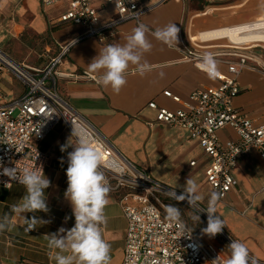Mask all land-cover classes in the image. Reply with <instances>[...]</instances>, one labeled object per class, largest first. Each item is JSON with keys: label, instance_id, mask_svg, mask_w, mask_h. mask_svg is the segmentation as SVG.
Listing matches in <instances>:
<instances>
[{"label": "crops", "instance_id": "crops-1", "mask_svg": "<svg viewBox=\"0 0 264 264\" xmlns=\"http://www.w3.org/2000/svg\"><path fill=\"white\" fill-rule=\"evenodd\" d=\"M141 3L150 6L141 15V23L149 29L147 38L152 49L144 53L143 59L152 70L140 76L135 66L130 67L126 74L127 83L118 94L110 87L98 84L97 74L88 70V64L102 48L126 43V37L138 26L135 21L128 20L118 25L106 42L88 37L72 44L57 67L60 73L56 80L57 91L110 142L116 152L155 180L181 192L188 178L195 180L199 194L204 198L200 206L206 209L213 192L204 176L208 157L202 153L198 141L190 137L189 130L156 121V112L147 103L154 100L159 107L176 110L180 103L165 96L163 90L186 99L194 88L215 84V79H210L195 64L184 60L177 47L188 44L192 34L257 18L264 12V0H141ZM65 8L66 1L43 6L41 0H0V45L5 40L13 42L14 59L28 61L31 66H42L48 56L56 54L61 46L82 31L78 25L57 20ZM99 16L106 20L109 13L100 9ZM170 22L179 28L178 43L173 47L156 40L151 34ZM23 31L28 40L32 35H46L49 41L43 51L20 41L17 36ZM223 39L210 41L223 43ZM218 68L225 71L221 63ZM13 79L10 74L3 75L2 87L7 97L20 93L6 87V83ZM238 83L240 92L233 100L234 106L255 124H264V77L245 69L238 75ZM217 137L225 140L237 136L233 129L224 127L217 131ZM73 141L65 122L59 121L36 143L48 154L44 170L50 180V186L45 190L47 212H13L12 205L21 202L26 189L22 184L0 185V218L8 215L12 225L0 231L1 264H56L50 257L53 250L48 247L47 235L57 233L60 228L71 229L75 223L72 205L64 195L68 186V162L63 156L68 147L61 151L62 146ZM191 160L196 163L190 165ZM232 174L237 183L217 203L216 215L224 222L222 231L227 238L243 243L250 260L264 262V162L257 152L252 151L239 157ZM116 197L115 193H109V203L104 209L106 223L100 226L104 240L110 244L109 264L120 263L127 226ZM33 215L45 223H37L33 230H28L25 217L31 219ZM204 235L226 260L230 258L229 247L216 236Z\"/></svg>", "mask_w": 264, "mask_h": 264}, {"label": "built area", "instance_id": "built-area-1", "mask_svg": "<svg viewBox=\"0 0 264 264\" xmlns=\"http://www.w3.org/2000/svg\"><path fill=\"white\" fill-rule=\"evenodd\" d=\"M60 1H66V8L57 20L78 25L82 31L56 54L48 56L42 66L16 61L0 48V185L20 184L4 175L5 169L16 168L19 173L27 165L41 167L44 172L48 154L36 143L57 122L64 121L71 133L74 127L101 153L100 170L108 181L110 192L116 194L127 221L119 264H226V258L207 242L202 232L207 226V213L202 211L205 220L197 229L182 220L188 230L182 232L178 224L166 218L162 202L164 198L172 199L168 195L170 191L175 190L178 195L182 192L155 180L116 152L57 91L56 80L60 75L57 67L72 44L88 37L106 42L121 23L133 20L141 24V15L150 6L142 5L141 0H41V3L50 6ZM100 9L109 13L106 20L100 19ZM188 39V44L177 47L184 60L197 66L204 53L212 52L218 63L225 66V71L219 70L215 84L194 88L186 99L163 90L165 96L180 103L176 110L159 107L154 100L147 105L155 110L156 121L186 128L190 137L198 141L202 153L208 157L205 180L213 192L220 194V202L237 183L232 169L240 156L255 151L264 162V124H255L233 104L240 92L238 75L243 70H254L264 77V42L220 43ZM5 73L21 82L18 95L7 97L5 94L2 87ZM88 77L95 79L91 75ZM224 127L233 129L237 137L219 140L217 131ZM73 138L71 144H77V137L73 135ZM71 151L73 147L69 146L64 161L68 162ZM195 163L191 160L189 164ZM179 203L189 206L187 200Z\"/></svg>", "mask_w": 264, "mask_h": 264}, {"label": "clouds", "instance_id": "clouds-1", "mask_svg": "<svg viewBox=\"0 0 264 264\" xmlns=\"http://www.w3.org/2000/svg\"><path fill=\"white\" fill-rule=\"evenodd\" d=\"M148 32L147 26L141 23L126 37V43L109 44L98 52L88 64L89 72L97 74L98 84L105 88L110 87L118 94L127 83L126 74L130 67L135 66L140 76L152 70L151 65L143 59L144 53L152 49V44L147 38ZM178 33L179 28L174 22H170L162 28H156L151 34L156 40L173 47L177 46ZM197 67L210 79H215L219 75L218 61L212 52L204 53L199 58ZM163 75L164 73L161 72V78ZM73 135L77 137V144L64 145L61 151H65L69 146L73 147V151L68 153L66 169L68 186L64 195L72 205L75 223L71 229L60 228L57 233L47 235L48 247L53 250L50 252V257L56 264H109L110 244L104 240L100 226L106 223L104 209L109 203L110 187L100 170L101 153L74 127ZM4 175L18 181L26 189L21 202L12 205L13 212L35 214L48 211L45 190L50 186V180L41 167L26 165L19 170V173L16 168L5 169ZM168 195L178 202L187 200L195 212L190 217L193 222H200L198 213L202 211L207 213V226L202 229L203 233L209 237L221 233L225 225L216 215L219 193L212 192L208 198L207 208L201 209L200 203L204 198L199 194L196 181L188 178L181 194L178 195L173 190ZM165 213L166 218L178 224L182 232L188 231L186 224L181 220L179 207L167 205ZM25 220L28 222V230H33L37 223H45L35 215L31 219L25 217ZM11 226L8 215L0 218V231ZM190 234L186 235L190 236ZM228 247L231 256L226 264H256L255 260H250L249 251L243 243L232 240Z\"/></svg>", "mask_w": 264, "mask_h": 264}, {"label": "rangeland", "instance_id": "rangeland-1", "mask_svg": "<svg viewBox=\"0 0 264 264\" xmlns=\"http://www.w3.org/2000/svg\"><path fill=\"white\" fill-rule=\"evenodd\" d=\"M260 16H264V12ZM260 16H258V17H260ZM257 18H255L253 20H250L248 22H244V23H251V22L255 21ZM237 25H239V24H237ZM24 26L26 27L27 25L25 24ZM226 27H228V26H226ZM17 37L24 44H28L29 47H36L38 49H42L41 51H43L44 45L46 43H48V41H49V38L46 35H44V34L43 35H32L31 40H28V39L25 38L26 35H25L24 31L21 32ZM222 38H224L223 40H225L224 41L225 43L231 42L226 37H222ZM249 43H253V42H249ZM13 47H14V43L13 42L10 43V42H8V40L3 41L1 43V45H0V48L4 52H6L10 57L12 56V58L15 57V55L12 54L13 53L12 52L13 51ZM14 60H16V59H14ZM16 61H18V60H16ZM21 62H23V61H21ZM25 63L30 64L28 61H25ZM6 87L12 89L13 92H15V93L21 91V89H22L21 82L16 80V79H13L10 82L8 81L6 83ZM162 202L164 203L165 207L167 205H175V206L179 207V209L181 211V220H183L192 229L196 228L199 225L200 222L205 220V214L203 212H200V213H198L200 215V222L199 223L198 222H193V220L190 217L192 215H194L195 212H194V209H192L190 206H187L185 204L179 203V202H177L175 200L168 199V198H164ZM216 237L219 239V241L221 243H223L227 247L230 244V242L228 241L226 236H224L222 233L217 234Z\"/></svg>", "mask_w": 264, "mask_h": 264}, {"label": "bare ground", "instance_id": "bare-ground-1", "mask_svg": "<svg viewBox=\"0 0 264 264\" xmlns=\"http://www.w3.org/2000/svg\"><path fill=\"white\" fill-rule=\"evenodd\" d=\"M222 37H226L233 43L264 42V16L258 17L251 23H242L235 26L218 28L216 30L201 32L196 35L192 34L190 38L192 40L197 39L198 41V39L210 40Z\"/></svg>", "mask_w": 264, "mask_h": 264}, {"label": "water", "instance_id": "water-1", "mask_svg": "<svg viewBox=\"0 0 264 264\" xmlns=\"http://www.w3.org/2000/svg\"><path fill=\"white\" fill-rule=\"evenodd\" d=\"M223 233V231H221ZM224 234V233H223Z\"/></svg>", "mask_w": 264, "mask_h": 264}]
</instances>
